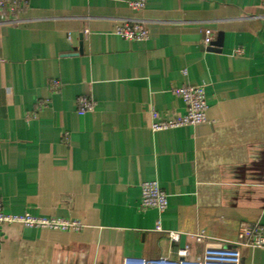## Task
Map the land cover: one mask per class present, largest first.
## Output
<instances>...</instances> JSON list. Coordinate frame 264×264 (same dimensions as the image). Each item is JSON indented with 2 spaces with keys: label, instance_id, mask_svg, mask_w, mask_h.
I'll return each mask as SVG.
<instances>
[{
  "label": "crops",
  "instance_id": "obj_1",
  "mask_svg": "<svg viewBox=\"0 0 264 264\" xmlns=\"http://www.w3.org/2000/svg\"><path fill=\"white\" fill-rule=\"evenodd\" d=\"M128 2L29 0L18 22L0 17V205L81 225L0 224V264L195 259L236 242L242 223L264 228L261 0ZM128 20L148 37L117 35ZM206 30L221 48L205 47ZM185 84L205 87L206 123L154 131L186 114L174 94ZM80 99L93 109L80 113ZM152 181L164 212L140 206ZM240 250L264 264V248Z\"/></svg>",
  "mask_w": 264,
  "mask_h": 264
},
{
  "label": "built area",
  "instance_id": "obj_2",
  "mask_svg": "<svg viewBox=\"0 0 264 264\" xmlns=\"http://www.w3.org/2000/svg\"><path fill=\"white\" fill-rule=\"evenodd\" d=\"M29 0H0V17H9L12 22H18V15L28 6ZM264 6V0H261ZM128 5L134 11H141L145 8L146 0H129ZM115 33L127 40L140 41L149 35V29L141 20H128L119 23L115 27ZM213 43L211 30L205 31V47ZM243 53L242 49L236 51L237 55ZM58 87L59 84L55 83ZM174 94L181 98L186 106V114L174 120L154 123V131H163L171 128L184 126H199L207 121L208 104L204 86L183 85L174 90ZM93 109L92 103L87 99L79 100V112L86 113ZM142 209L154 208L164 212L168 207L167 194L157 182H146L142 185ZM19 223L27 228H41L50 230H79L81 225L78 222L58 218L34 217L29 213L25 215H12L3 211L0 205V224ZM172 241L179 239V233L171 232ZM197 242H204L206 237L203 234L194 237ZM243 246L255 249L264 248V228H254L248 223H242L239 228L238 240L229 245L206 247L202 255L195 259H188V249L180 251L179 258L158 257H125L123 264H242L240 248Z\"/></svg>",
  "mask_w": 264,
  "mask_h": 264
},
{
  "label": "water",
  "instance_id": "obj_3",
  "mask_svg": "<svg viewBox=\"0 0 264 264\" xmlns=\"http://www.w3.org/2000/svg\"><path fill=\"white\" fill-rule=\"evenodd\" d=\"M222 40H223V35L221 34V35L218 36L217 41L212 44L210 49H213L212 48L213 46L221 48L222 47Z\"/></svg>",
  "mask_w": 264,
  "mask_h": 264
}]
</instances>
